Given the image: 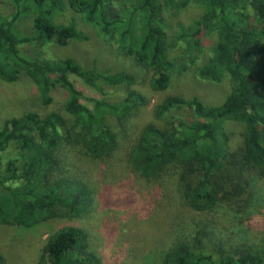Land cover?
Wrapping results in <instances>:
<instances>
[{"label": "trees", "instance_id": "1", "mask_svg": "<svg viewBox=\"0 0 264 264\" xmlns=\"http://www.w3.org/2000/svg\"><path fill=\"white\" fill-rule=\"evenodd\" d=\"M10 2L12 10L0 17V79L16 81L25 72L45 105L54 101L53 91L62 88L67 93V114L27 111L4 122L0 223L30 228L86 212L97 189L91 169L113 161L121 137L130 135L131 119L148 104L146 95L133 87L136 77L130 72L86 67L72 57L37 59L21 51L26 43L65 46L86 40L88 35L75 19L65 24L54 20L57 12L71 8L117 51L152 70L150 85L158 91L170 88L173 71L185 67L184 59L200 55L203 36L216 33L211 55L196 73L213 82L229 78L231 92L217 105L197 96H166L155 107V116L164 123L141 127L130 143L128 162L147 184L161 187L177 181L180 202L191 214L167 236L157 264H264V235L258 240L237 235L216 218L224 205L235 204L243 211L251 202L256 204L264 183V0ZM193 2L203 6V14L183 26L176 38L188 40L191 55L173 60L166 15ZM26 12L33 13L31 34L16 27ZM72 75L103 96L85 95ZM105 85H126L127 94L111 101ZM181 110L189 111V116L173 113ZM229 120L244 124L241 144L235 145L224 130ZM10 147L16 157L3 160L1 153ZM35 264H102V260L91 249L84 228L66 225L48 237Z\"/></svg>", "mask_w": 264, "mask_h": 264}, {"label": "rangeland", "instance_id": "2", "mask_svg": "<svg viewBox=\"0 0 264 264\" xmlns=\"http://www.w3.org/2000/svg\"><path fill=\"white\" fill-rule=\"evenodd\" d=\"M10 10V0H0V17L7 15ZM203 11L202 5L193 2L167 13L166 30L173 46L169 51L171 59L190 57L188 40L176 38L182 27L201 18ZM73 19L88 35L86 40H73L65 46L26 43L22 45L21 51L37 59L72 57L86 67H96L111 73L130 72L136 77L133 87L146 95L148 104L142 106L136 117L131 119L130 135L121 137L120 150L113 161L99 163L91 169L95 173L92 177L97 189L89 209L78 217L41 221L30 228L0 223V264H35L48 237L66 225H76L88 232L90 247L101 257L102 264H157L167 236L178 226L181 218L191 214L180 202L177 181H168L160 187L147 184L139 177L128 162L129 146L145 124L164 123L155 116V107L170 94H181L188 98L197 96L208 105L221 104L225 100L232 90L229 78L213 82L200 78L196 73V68L210 57L217 35L215 32L204 35L200 55L193 60L182 59L185 67L173 71L170 88L158 91L150 85L152 70L138 65L132 57L117 51L114 43L103 39L95 26L83 19L81 13L68 8L54 16V20L62 24L70 23ZM16 27L23 34H31L33 13H23ZM72 80L85 95L103 96L80 77L72 75ZM104 89L106 97L111 101L122 99L127 94L126 85H105ZM53 96L51 104H43L36 84L25 72H21L16 81L0 79V129L8 118L20 116L27 111H36L41 115L51 111L66 113L65 90L56 88ZM85 102L90 105L89 101ZM173 113L189 116L187 110ZM111 122L116 124L114 116ZM224 130L235 145L243 142V123L229 120L224 123ZM1 156L3 160L16 157V151L10 147ZM100 171L102 173H96ZM259 192L256 204L251 202V206L243 211H239L240 207L235 204L222 206L216 212L217 220L237 235L243 234L258 240L264 235V183Z\"/></svg>", "mask_w": 264, "mask_h": 264}]
</instances>
